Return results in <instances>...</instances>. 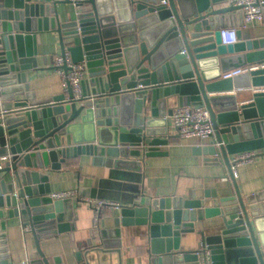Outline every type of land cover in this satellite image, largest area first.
I'll return each instance as SVG.
<instances>
[{
  "label": "water",
  "instance_id": "1",
  "mask_svg": "<svg viewBox=\"0 0 264 264\" xmlns=\"http://www.w3.org/2000/svg\"><path fill=\"white\" fill-rule=\"evenodd\" d=\"M65 2L71 1L0 0V158H8L0 168V229L14 217L30 225L40 254L32 264H50L39 241L62 232L79 263L116 256L122 264V227H145L148 264H163L166 255L198 259L197 251L180 250V239L195 232L196 221L218 216L217 233L200 232L213 264H264V192L243 196L231 163V156L264 148V91L239 100L242 90L264 87V67L222 77L264 63V39L243 41L237 32L239 42L222 43L226 16L238 12L243 20L228 0H86L75 19L62 22L57 4ZM50 31L58 33L62 53L86 64L82 95L75 99L68 85L49 99L17 100L29 90L27 71L38 66L37 35ZM173 96L179 106L208 109L215 135L196 151L224 162L235 192L184 199L134 187L111 199L92 190L88 197L120 206L108 211L111 226L102 217L77 240L73 198L51 197L50 173L82 154L142 173L145 157L166 153L160 147L170 142L169 117L179 107H170ZM9 258L1 245L0 264Z\"/></svg>",
  "mask_w": 264,
  "mask_h": 264
},
{
  "label": "crops",
  "instance_id": "2",
  "mask_svg": "<svg viewBox=\"0 0 264 264\" xmlns=\"http://www.w3.org/2000/svg\"><path fill=\"white\" fill-rule=\"evenodd\" d=\"M57 9L62 22L73 20L76 17V6L72 2L59 3ZM229 27H236L243 41L264 39V22L244 25L238 12H232L226 16L222 29ZM67 43L66 45H70ZM36 45L38 66L27 71L29 90L26 94L17 95V100L30 95L31 101H39L65 92L61 77L53 63L54 56L62 53L58 33L54 31L39 33ZM260 89L262 88L242 90L243 94L239 100L246 102L253 92ZM236 90L234 88L226 93H235ZM171 99L172 109L179 106L177 96ZM169 123L172 135L170 142L160 147V150L166 153L145 157L142 173L114 170L101 162L94 161L93 156L87 154L67 159L60 170L50 173L47 183L51 188V193L73 189H78L81 193L79 197L73 198L74 213L78 217L75 222L77 240L91 235L92 209L83 198L88 197L92 190L94 193L111 199L118 197L120 188L131 191L134 187L152 196L175 195L184 199H204L206 191L213 190H216L219 196L232 195L235 192L233 181L224 162L211 163L206 161L204 155L196 151L197 146L208 144L212 138L203 140L196 137L180 138L170 117ZM67 140L71 141L70 135L67 136ZM255 152L256 157L253 162L237 167L236 183L243 196L264 192V148L255 150ZM233 157L231 156V159ZM121 178H125V181H121ZM110 214L107 212L103 215L107 226L112 224ZM220 223L221 219L218 216L196 221L195 232L182 235L180 250L183 252L200 250L203 247L200 232H205V235L215 234L218 232L217 225ZM24 225L20 217H14L7 219L5 229H0V235L4 234V237L0 238V246L6 247L10 255V264H32V261L40 257L36 237L31 229L24 231ZM121 240L122 264H148L145 227H122ZM39 244L50 264H84L77 260L75 255L77 249L74 248L68 232L45 236L40 239ZM117 262L118 258L111 256L94 263L117 264ZM163 264H201V262L200 257L174 261L172 255H166L163 257Z\"/></svg>",
  "mask_w": 264,
  "mask_h": 264
},
{
  "label": "built area",
  "instance_id": "3",
  "mask_svg": "<svg viewBox=\"0 0 264 264\" xmlns=\"http://www.w3.org/2000/svg\"><path fill=\"white\" fill-rule=\"evenodd\" d=\"M75 6L86 0H70ZM229 5L239 7L243 16V24H255L264 22V0H228ZM237 28L229 27L221 29V37L223 44H233L238 41ZM54 68L61 77L62 85L65 90L71 85L74 98L81 97V82L86 77L87 68L84 62H75L71 53L66 50L65 53L57 54L53 58ZM264 67V63L252 67H241L223 73L222 77L227 78L250 69ZM264 91V87L260 91ZM252 101V100H250ZM170 118L176 128V133L180 138L196 137L201 140L212 138L215 135L210 113L205 106H179L173 110ZM256 157L255 151H247L234 155L231 160L233 174L236 177L237 167L254 161ZM7 156L0 158V168L7 160ZM51 197L55 200L79 197V190H63L51 193ZM84 202L92 209L91 217L92 227L97 228L103 215L114 207H119L120 202L113 200L97 199L86 197ZM30 225H24L23 230H30ZM201 264H213L211 254L206 246L197 251Z\"/></svg>",
  "mask_w": 264,
  "mask_h": 264
}]
</instances>
